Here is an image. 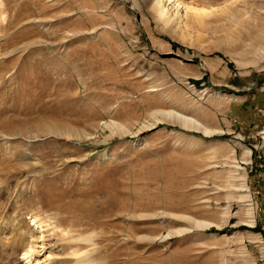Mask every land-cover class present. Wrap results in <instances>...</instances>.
<instances>
[{
	"label": "rangeland",
	"instance_id": "rangeland-1",
	"mask_svg": "<svg viewBox=\"0 0 264 264\" xmlns=\"http://www.w3.org/2000/svg\"><path fill=\"white\" fill-rule=\"evenodd\" d=\"M181 1L0 0V264H264V0Z\"/></svg>",
	"mask_w": 264,
	"mask_h": 264
},
{
	"label": "bare ground",
	"instance_id": "bare-ground-1",
	"mask_svg": "<svg viewBox=\"0 0 264 264\" xmlns=\"http://www.w3.org/2000/svg\"><path fill=\"white\" fill-rule=\"evenodd\" d=\"M150 3L152 4V7L153 8H155L156 9V11H157V13H158V15L161 17V18H163V20L166 22V21H169L170 19H171V14H169L168 13V10H170V7H169V4L170 3H173V6H174V10H176L177 12H179L181 9H180V4L182 5H185L184 3H183V1H181V0H150ZM186 7H185V10H186V12H188L192 7H189V5L187 6V4L185 5ZM194 11V10H193ZM197 12V11H196ZM195 13V12H194ZM170 116V115H169ZM179 117V116H178ZM183 124H186V122L185 123H183ZM187 125V124H186ZM10 129V128H9ZM49 129V130H48ZM48 129H46V128H44V131H50V127L48 128ZM25 130V129H24ZM10 132L11 133H13V132H15L13 129H11L10 130ZM51 132V131H50ZM37 135H39V134H36V135H33L34 137H38ZM31 136V135H30ZM40 136V135H39ZM76 207V203L73 205L72 204V206H71V210L72 209H74ZM81 236V235H80ZM93 237V236H92ZM82 239V238H81ZM82 241V240H81ZM30 249L29 250H27V251H25V254H27V256H26V258L28 257V258H32L33 257V254H34V251L33 250H36V248H34V246L32 247V246H30L29 247ZM36 252V251H35ZM71 252H73V251H71ZM80 252V251H79ZM79 252H73L72 253V255H76L77 254V256H79L78 255V253ZM81 254H83V252L81 253ZM82 256V255H81ZM85 256V255H84ZM50 258H51V256H50V254H48V256H46L45 257V259H42L41 261H39L38 259H32V264H42V262H46V261H48V260H50ZM79 260H80V258H79ZM28 262H30V261H28Z\"/></svg>",
	"mask_w": 264,
	"mask_h": 264
}]
</instances>
